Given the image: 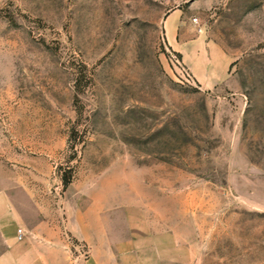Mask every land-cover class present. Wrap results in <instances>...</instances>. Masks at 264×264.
Segmentation results:
<instances>
[{
	"label": "rangeland",
	"instance_id": "rangeland-1",
	"mask_svg": "<svg viewBox=\"0 0 264 264\" xmlns=\"http://www.w3.org/2000/svg\"><path fill=\"white\" fill-rule=\"evenodd\" d=\"M5 197L90 252L70 225L99 215L174 264H264V0H0Z\"/></svg>",
	"mask_w": 264,
	"mask_h": 264
},
{
	"label": "crops",
	"instance_id": "crops-1",
	"mask_svg": "<svg viewBox=\"0 0 264 264\" xmlns=\"http://www.w3.org/2000/svg\"><path fill=\"white\" fill-rule=\"evenodd\" d=\"M168 46L182 56V62L192 77L205 90L213 88L226 80L223 70H216L207 64V55L197 51L194 45V56L190 59L184 47L185 35L181 34L176 24L168 27ZM207 52V49L205 48ZM186 54V55H185ZM216 57L220 58L215 52ZM187 57V58H186ZM209 61V60H208ZM229 63H227L228 65ZM226 68V65L224 66ZM6 197L0 201V264H71L67 245L60 238L57 224L53 221L36 219L33 225L21 219L11 221L7 211ZM87 220L79 218L73 226L72 234L92 246L90 258L78 264H174L159 254L158 245L152 238L138 239L133 235L117 238L107 230L105 218ZM14 224V226L12 225ZM22 229L23 238L18 239L15 227ZM157 252V253H156ZM180 262V261H178Z\"/></svg>",
	"mask_w": 264,
	"mask_h": 264
},
{
	"label": "built area",
	"instance_id": "built-area-1",
	"mask_svg": "<svg viewBox=\"0 0 264 264\" xmlns=\"http://www.w3.org/2000/svg\"><path fill=\"white\" fill-rule=\"evenodd\" d=\"M16 235L19 240L22 239V229H17ZM67 252L69 254L71 264L84 262L89 258L91 254L90 249L84 244H71L70 246L67 245Z\"/></svg>",
	"mask_w": 264,
	"mask_h": 264
}]
</instances>
